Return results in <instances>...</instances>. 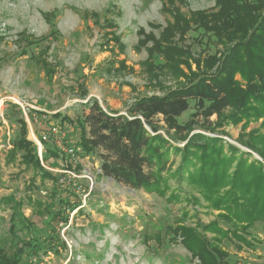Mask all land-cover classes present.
<instances>
[{
	"label": "rangeland",
	"instance_id": "1",
	"mask_svg": "<svg viewBox=\"0 0 264 264\" xmlns=\"http://www.w3.org/2000/svg\"><path fill=\"white\" fill-rule=\"evenodd\" d=\"M217 2L176 0L175 6L185 14L217 13ZM169 7L168 0H0V202L8 198L24 202L19 212L27 222L16 220L19 237L26 236L29 229L40 237L53 234V228L59 231L67 249H59L60 255L41 254L43 264L199 263L182 245L169 241L167 228L181 219L183 208L190 212L185 218L188 225L209 224L217 219L218 211L206 203L202 207L184 201L169 203L156 194L117 184L101 175L96 157L70 156L77 172L62 171V167L43 162L45 149L54 145L41 147L34 141V134L39 137L40 129H48L54 123L64 128V117L75 122L87 112L84 106L91 98L97 99L105 110L126 115L141 97L161 96L196 81L202 74H215L221 62L206 69L208 56L217 50L224 53L235 46L236 40L225 45H217L215 39L201 41L202 34L193 25L183 36L177 34L170 38L171 43L164 44L182 54L177 69L171 70L153 47L154 41L146 37L161 39L163 30L173 23L174 8ZM263 13L264 9L259 14ZM140 41L145 46H140ZM236 80L240 81L239 75ZM195 112V102L191 100L179 122L187 123ZM57 113L58 119L54 117ZM23 118L29 128L27 139L38 148L41 164L88 186V190L83 186L77 191L81 205L69 213L67 225L50 223L46 209L39 207V203L44 206L48 201L47 190L53 188V181L25 169L21 164L23 155L14 153L13 142L21 135ZM210 120L217 121L215 116ZM262 122L263 119L252 120L247 128L245 122L230 124L220 128L218 134L201 129L194 133L221 137L250 152L237 140L242 133L260 129ZM41 148L43 152H39ZM253 156L262 161L257 154ZM171 159L177 168L180 157L171 153ZM61 182L65 183V179ZM170 184L173 189L178 185L175 179ZM183 186L184 196L200 197L193 188L185 183ZM13 212L11 205L0 206V245L9 253L15 245L10 230ZM252 233L262 240H256L254 248L240 251L238 242L224 240L229 264H264L262 226L258 225ZM155 235H160L161 242L149 238Z\"/></svg>",
	"mask_w": 264,
	"mask_h": 264
},
{
	"label": "trees",
	"instance_id": "2",
	"mask_svg": "<svg viewBox=\"0 0 264 264\" xmlns=\"http://www.w3.org/2000/svg\"><path fill=\"white\" fill-rule=\"evenodd\" d=\"M168 2L174 8L173 23L163 30L160 40H155L153 35H147V39L154 41L153 47L171 70L177 69L182 54L164 44L171 43L170 38L177 34L183 36L193 25L202 34L201 41L215 39L217 45H225L236 40L235 46L224 53L217 50L216 54L208 56L206 69L221 62L217 72L202 74L196 81L161 96L141 97L134 101L126 115L105 110L97 99L91 98L84 106L87 112L75 122L64 117L62 123L66 122L64 129L75 146L76 155L96 157L103 177L156 194L169 203L184 201L198 207L206 203L218 211L217 219L209 224L188 225L185 218L190 212L183 208L181 219L169 226L167 233L171 236L169 241L182 245L198 264H229L230 254L223 246L224 240L238 242L242 251L245 247L254 248L256 240L262 241L252 233L258 225L262 226L264 236V132L261 130L264 129V13L259 14L264 9V0H218L217 13L196 11L190 14L176 7V0ZM139 45L145 46V42L140 41ZM237 75L240 81L236 80ZM191 100L195 102L196 112L187 123L181 124L179 117L189 110ZM11 107L18 108L14 104ZM214 116L216 122L210 120ZM54 117L58 119L60 114ZM199 117L201 121L197 120ZM262 119L260 129L251 134L242 133L237 140L250 152L221 137L194 133L201 129L218 134L224 126L245 122L247 128L252 120ZM31 120L38 130L37 123ZM20 124L21 135L13 142L14 153L23 155L21 164L25 169H32L36 176L54 183L53 188L47 190L48 201L44 206L39 203V207L46 209L50 223L67 225L69 213L81 205L77 202V191L83 186L88 190V186L66 177L65 173L46 169L39 159L38 148L27 139V121L23 118ZM161 130L165 133H159ZM45 150L43 162L62 167V171L77 172V165L69 155L56 147ZM171 153L180 157L175 169L176 161H172ZM253 153L262 161L254 158ZM171 179L177 181L176 189L172 188ZM183 183L200 197L184 196ZM23 203L14 198L0 202V206L13 208L10 230L15 243L11 253L0 245V264H43L41 254L60 255L59 249H67L54 228L53 234L47 237L35 235L30 229L24 237L17 235L16 220L27 222L19 212ZM208 234L214 237L209 238ZM149 238L161 242L160 235Z\"/></svg>",
	"mask_w": 264,
	"mask_h": 264
},
{
	"label": "built area",
	"instance_id": "3",
	"mask_svg": "<svg viewBox=\"0 0 264 264\" xmlns=\"http://www.w3.org/2000/svg\"><path fill=\"white\" fill-rule=\"evenodd\" d=\"M38 135L39 137L34 134V141L41 147H43L44 143H50L61 153L77 158L75 146L70 141L66 129L57 123L52 124L47 131L42 130ZM39 152H43V149L41 148Z\"/></svg>",
	"mask_w": 264,
	"mask_h": 264
},
{
	"label": "bare ground",
	"instance_id": "4",
	"mask_svg": "<svg viewBox=\"0 0 264 264\" xmlns=\"http://www.w3.org/2000/svg\"><path fill=\"white\" fill-rule=\"evenodd\" d=\"M142 29V28H141Z\"/></svg>",
	"mask_w": 264,
	"mask_h": 264
}]
</instances>
